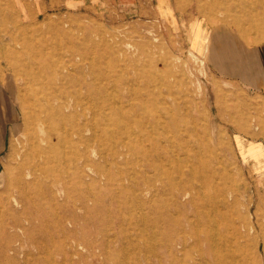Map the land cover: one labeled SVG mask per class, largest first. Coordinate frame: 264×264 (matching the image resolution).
Masks as SVG:
<instances>
[{
  "label": "bare ground",
  "instance_id": "obj_1",
  "mask_svg": "<svg viewBox=\"0 0 264 264\" xmlns=\"http://www.w3.org/2000/svg\"><path fill=\"white\" fill-rule=\"evenodd\" d=\"M33 38L23 37L22 47L5 55L21 111L7 115L12 137L0 159V264L65 263L64 243L73 240L66 203L80 183L94 185L100 171L106 174L96 158V144L104 138L109 140V164L133 166L125 202H139L144 209L136 219L133 212L116 216L135 226L142 238L156 228L158 247L149 248L155 264H264V223L252 221L246 212L243 228L237 225L235 200L223 195L227 184L233 185L227 165L209 132L184 122L160 95L154 64L141 63L139 55L129 57L134 75L128 79L114 69L115 91L107 93L97 84L94 61L83 67L76 60L82 59L81 52L65 63L56 61L46 42ZM145 75L144 85L133 86ZM122 80L126 93L120 95L116 88ZM2 92L0 87V100ZM105 99L109 103L99 109L98 100ZM106 124L113 128L105 133ZM129 155L136 156L134 161ZM86 197L78 195V200L88 209ZM101 234L102 248L109 247L105 241L110 240ZM124 239L132 243V238ZM73 242L79 255L78 248L85 246ZM88 249L106 260L110 251Z\"/></svg>",
  "mask_w": 264,
  "mask_h": 264
},
{
  "label": "rangeland",
  "instance_id": "obj_2",
  "mask_svg": "<svg viewBox=\"0 0 264 264\" xmlns=\"http://www.w3.org/2000/svg\"><path fill=\"white\" fill-rule=\"evenodd\" d=\"M81 1L0 0V87L4 97L0 100V159L8 152L12 137L13 122L7 115L15 117L21 111L5 55L22 47L23 37L45 41L56 61L65 63L73 53L81 52L82 59L76 60L83 67L95 62L97 84L107 93L115 91L113 70L130 79L134 72L127 59L139 55L141 63L154 64L160 95L180 111L184 122L206 129L216 144L219 159L232 177L233 185L228 183L223 195L235 200L237 225L243 228L246 212L252 221L264 223V95L234 75L242 48L264 47V0ZM187 33L193 41L187 39ZM146 77L133 86L144 85ZM124 81L116 88L120 95L126 93ZM105 101L98 100L99 109L109 103ZM104 127L106 133L113 125ZM108 145L106 138L96 144V158L106 174L100 171L94 185L80 183L66 203V215L72 221L67 224L73 227L70 233L75 240L66 237L64 264H155L157 258L149 248L158 247L156 228L142 238L135 226L122 224L116 216L133 212L136 219L144 209L139 202L129 206L125 202L133 183L127 174L133 172V166L109 164ZM135 157L130 156L132 161ZM134 165L137 170L139 166ZM78 195L87 196L88 209L81 206ZM101 231L110 240L105 241L109 247L99 243ZM125 237L132 238V243ZM72 242L97 253L110 248L108 258L95 257L85 247L78 248L76 255Z\"/></svg>",
  "mask_w": 264,
  "mask_h": 264
},
{
  "label": "crops",
  "instance_id": "obj_3",
  "mask_svg": "<svg viewBox=\"0 0 264 264\" xmlns=\"http://www.w3.org/2000/svg\"><path fill=\"white\" fill-rule=\"evenodd\" d=\"M245 50L242 48L240 58L238 55L239 65L235 70V78L264 95V47Z\"/></svg>",
  "mask_w": 264,
  "mask_h": 264
}]
</instances>
